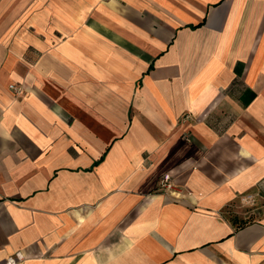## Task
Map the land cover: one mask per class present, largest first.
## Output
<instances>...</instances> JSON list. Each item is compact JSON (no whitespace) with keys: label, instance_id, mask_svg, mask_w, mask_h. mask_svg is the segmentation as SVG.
I'll return each instance as SVG.
<instances>
[{"label":"crops","instance_id":"0c3cea01","mask_svg":"<svg viewBox=\"0 0 264 264\" xmlns=\"http://www.w3.org/2000/svg\"><path fill=\"white\" fill-rule=\"evenodd\" d=\"M17 253L264 264V0H0V264Z\"/></svg>","mask_w":264,"mask_h":264},{"label":"built area","instance_id":"2783aa9c","mask_svg":"<svg viewBox=\"0 0 264 264\" xmlns=\"http://www.w3.org/2000/svg\"><path fill=\"white\" fill-rule=\"evenodd\" d=\"M10 88L16 95L21 94L24 91L23 84L13 83L10 85ZM185 138L190 141L191 136L188 131L184 132ZM160 188L167 193H170L176 198H182L184 196L183 189L179 187L175 176L171 172L164 173L160 177ZM256 197L254 194H247L242 198V203L247 206H253L255 205ZM22 258V255L20 253H17L14 257H11L8 259V264H16L18 260Z\"/></svg>","mask_w":264,"mask_h":264}]
</instances>
